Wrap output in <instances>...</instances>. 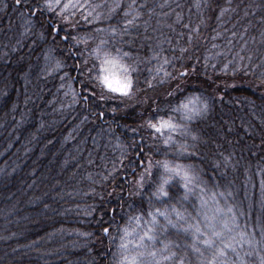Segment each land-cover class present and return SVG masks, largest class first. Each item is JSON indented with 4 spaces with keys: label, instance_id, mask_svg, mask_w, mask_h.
Segmentation results:
<instances>
[{
    "label": "trees",
    "instance_id": "obj_1",
    "mask_svg": "<svg viewBox=\"0 0 264 264\" xmlns=\"http://www.w3.org/2000/svg\"><path fill=\"white\" fill-rule=\"evenodd\" d=\"M154 2L159 0H148ZM169 2L173 13L167 20L158 25L153 18L147 29L142 22L134 24L113 40L94 27L117 25L118 18L93 26L79 12L75 28L64 24L53 37L45 25L42 37L40 21L29 26L23 5L0 0V264H114L113 243L102 228L108 227L112 236L129 217L159 208L153 206L150 180L139 190L131 184L142 170L139 159L147 161L151 151L154 161L162 149L144 122L179 116L178 105L193 97L210 102L205 115L187 123L198 139L190 135L188 152L180 151V162L193 165L205 182L196 197L203 195L212 207L213 193L221 204L227 199L244 213L238 223L249 232L257 217L264 219V0H231L236 11L223 22L217 17L225 0L201 10L192 6L193 0ZM176 12L183 15L180 24L173 23ZM144 19H149L146 10ZM184 24L198 26L191 43ZM85 32L94 39L72 47V37ZM216 32L221 37L214 40ZM100 39L108 40L113 54L116 48L130 54L123 58L135 70L131 95L108 93L101 100L98 81L78 75L76 64L85 61L86 72L95 66L93 78L99 74L88 52ZM227 39H233L231 46ZM70 48L74 58L68 55ZM56 60L63 61V70L45 75L41 69ZM226 62L231 66L224 70ZM63 73L68 80H61ZM71 90L79 97H72ZM225 191L231 195H218ZM193 200L184 206L190 223L203 211L198 197ZM178 203L175 196L168 200L169 207ZM195 222L203 227L200 219ZM255 238H260L259 229ZM248 264H259L255 252Z\"/></svg>",
    "mask_w": 264,
    "mask_h": 264
},
{
    "label": "snow or ice",
    "instance_id": "obj_2",
    "mask_svg": "<svg viewBox=\"0 0 264 264\" xmlns=\"http://www.w3.org/2000/svg\"><path fill=\"white\" fill-rule=\"evenodd\" d=\"M215 0H193V7L198 10L210 8ZM226 7H219L218 20L223 22V17L226 14L235 12L236 9L231 7V0H225ZM16 6L23 5L25 14L30 18L29 26H33L32 22L39 20L41 32L43 37L50 32L53 37L59 36L62 26L64 24L75 28L77 25L74 23L77 9H80V17L87 24L95 26L102 19L118 18L117 25H109L105 27H94L97 33H106L110 35L113 40L119 35L121 38L128 33V30L134 25L143 23V26L147 29L149 26V20L155 18L156 23L159 25L164 20H167L169 15L173 13V6L169 0H159L149 5L148 0H106V2L90 3L89 0H15ZM7 7V5H5ZM178 8L179 5H176ZM248 7H253L249 4ZM167 8L168 12H164L163 9ZM157 9L159 13L157 15ZM101 10H104L103 12ZM145 10L147 11L148 20L144 19ZM247 15V13H245ZM176 19L174 24H180L183 21V15L181 12L175 13ZM203 19V17H201ZM45 25L47 26V32H45ZM123 25V26H121ZM171 28L172 24L166 25ZM185 29H190L187 33V42L191 43L197 38L198 26L192 29L190 24H184ZM27 30V29H26ZM224 31H227L225 29ZM229 35L232 38L237 36L236 32H230ZM243 36V33H240ZM264 36V33H262ZM221 37V33L216 32L213 34V39ZM67 37H62V40H66ZM89 39H94L92 35L85 32L83 35L77 34L72 37V47H75L81 42H86ZM233 39L226 40V46H231ZM247 42H245L246 45ZM108 40L100 39L92 50V55L101 61V71L95 78L92 76V71L95 70L93 66L92 70L88 69V62L85 61L82 65L76 64V70L79 76H87L88 81H98L101 86L100 99L104 100L108 93H118L121 96H129L136 90L137 81L134 77V69L132 64L125 63L121 57H129V53L121 52L120 48L115 49V55L111 51L107 50ZM213 48L218 45L213 44ZM244 45L241 46L243 50ZM184 51V49H181ZM69 57L74 58V53L69 49ZM47 57V53H45ZM250 58V57H249ZM238 59L242 62L244 57L241 55ZM167 62V61H165ZM231 66L230 62L224 64V70H227ZM241 66L244 65L241 63ZM64 63L61 60H56L54 65L41 69L45 75H50L63 70ZM113 69L121 70V74L117 75ZM235 70V69H234ZM187 72L179 75L183 76ZM69 79L68 73H63L61 76L62 81ZM83 83V82H82ZM64 84H61V88ZM70 87V85H69ZM148 87H152L149 83ZM103 89H107L104 92ZM85 92L88 89H84ZM69 93L66 92L67 96ZM93 94H95L93 92ZM169 95H172L169 93ZM72 97H79V93L71 90ZM84 100H88V95H84ZM77 100H73L72 103H76ZM210 108V102L207 98L201 99L200 97L188 98L186 101H182L178 105V109L184 113L182 117L186 121H191L196 117L205 115ZM104 113L100 112L99 116H103ZM148 129L153 130L154 133H160L162 129H170L171 131L179 130L182 135H191L193 141L198 139L196 133L191 132L187 124H172L166 120H160L158 123H154L152 119H147L144 122ZM173 137L168 136L163 139V144L171 147ZM192 147H195L193 144ZM189 150L187 142L180 143L179 151L186 153ZM159 151V149H157ZM142 156V153H138V158ZM137 167L142 168L139 177L136 181V189H142L145 185V177L152 179L155 177L153 171L154 167L162 168L163 171L158 177L155 178V189L150 193L151 197L158 199L166 198L173 199L174 193L172 191L173 186L177 178L180 181L179 188H182V192H178L175 196L177 201L180 199L187 200L189 196L194 195L197 190L203 192L201 184L205 183L200 177L199 173L195 170L193 165L172 164L169 160L156 161L155 165L151 160V151L149 152V158L147 161L139 159ZM264 187V182H262ZM178 191V190H177ZM138 194L136 192H130L129 195ZM216 193H213L211 199L214 207L208 204V200H205L203 195L199 196L201 215L205 221L203 227L199 223H181L185 220L184 212L178 210L175 205L172 206L171 212L175 213L176 220L174 221L170 217V213L165 209H155V213L152 211L148 213L151 217V221H148V227L139 233L138 239L135 241V246L130 250L129 241L127 237L135 229L124 228V235L120 237L121 243L118 245L119 254H113L114 264H193L192 257H195V264H248V257L255 252L259 258V264H264V219L260 217L256 218V223L252 225L253 232H249L245 228H241L238 220L239 216L244 213L238 212L236 206L229 204L227 199L221 204L216 199ZM220 197H228L230 192H219ZM157 214L163 217L165 223L160 224L157 220ZM133 219V217H129ZM137 223H139V216L134 217ZM171 226L173 228L180 229L183 233L190 235L191 240L184 243H177L176 240L161 241V247L154 246V242L157 239V233H163ZM255 229H259L260 238H255ZM110 229L108 227L102 228V234L108 236ZM179 239V237H178ZM145 241L152 243H145ZM247 246V251H245ZM243 252V254H242Z\"/></svg>",
    "mask_w": 264,
    "mask_h": 264
},
{
    "label": "rangeland",
    "instance_id": "obj_3",
    "mask_svg": "<svg viewBox=\"0 0 264 264\" xmlns=\"http://www.w3.org/2000/svg\"><path fill=\"white\" fill-rule=\"evenodd\" d=\"M76 11H77V13L81 12L80 9H77ZM75 19H76V17L74 18V20ZM88 54H89L91 59L97 61L98 72H100L101 71V61L99 59H97L94 55H92V52H88ZM113 55H115V54H113ZM121 58H122V60L125 63L130 64L125 58H123V57H121ZM113 71H115L117 75L121 74V70H119V69H113ZM105 90L107 91V89H105ZM111 94L117 95V96H120V97H127V96H121L118 93H111ZM179 112H180L179 116L172 115L171 118L166 120V121H169L172 124H187L189 121H186V120H184L182 118L184 116V113L182 111H179ZM151 134H152L153 138L161 141L160 145L162 146V149L157 151V154H158L157 157L155 158L154 161H152L154 165H155L156 161H162V160H165V159L169 160L172 164H183V165H185L184 163L180 162V160L182 158V155L180 154L179 148L177 149V146L183 140L188 142L187 140L189 139L190 135H182L179 130L171 131L170 129H162L160 133H154L153 130H151ZM168 136L173 137V140H172V143H171V147L166 146V145L163 144V139L167 138ZM142 171H143V169L140 172H142ZM153 171L155 173V177H153L152 179H149L148 177H145V185L150 180L151 183H152L150 189H152V191H154V189H155V182H154L155 178L160 175V173L163 171V169L159 168V167H154ZM140 172H138L136 174V176L131 181V184H132V186L134 188H136L135 187L136 186V181H137V179L139 177ZM179 184H180V181L177 178V180L175 182V185L172 188L174 196L178 195V192H182L183 191L182 188H179ZM193 196H195V197H193ZM197 197H199V196H197ZM197 197H196L195 194L191 195V196H189V198L187 200L180 199L179 203L177 205H175V207L178 210H180L181 212H184V214H185V220L182 221L181 223H185V222L190 223V220H189L190 216L189 215L187 216V214H189L188 213L189 209L187 211V209H185L184 206H187L185 204H189L190 200H193V199L196 200ZM204 199L206 200L205 197H204ZM168 200L169 199H166V198L158 199V198L154 197L153 206L154 207H159L161 210L162 209L165 210V208L167 207L168 208V212L170 213L171 219H173L175 221L176 220V216H175V213L171 212L172 206L171 207L168 206ZM199 204H200V200H199ZM148 213L149 212H147L145 214V216H139V218H140L139 219V223H137L136 219H134V218L131 219V220L130 219L126 220V222L123 224L121 229H119L117 232L112 234L111 241L113 243V254L114 253L119 254L118 245L121 243L120 237L124 235V232H123L124 228L135 229V231L130 233V235L127 237V239L129 241H132V243L129 244V249L131 250L135 246V241L138 239L139 233L144 231L149 226L148 223H146V222L151 221V217L148 215ZM153 214H156L155 211L153 212ZM195 215H196V218H193L192 224H196L195 219H200L202 221L203 225H204L205 221L203 220L202 215L199 212H197ZM157 220L160 222V224H164L165 223L163 217L159 216L158 214H157ZM178 237H179V239H178ZM166 240H176L177 243H184V242L190 241L191 238H190V236L188 234L183 233L180 229L173 228V227L169 226L166 229L165 232L157 233V239L154 242V246L159 248V247H161V241H166ZM145 243H152V242L145 241Z\"/></svg>",
    "mask_w": 264,
    "mask_h": 264
},
{
    "label": "water",
    "instance_id": "obj_4",
    "mask_svg": "<svg viewBox=\"0 0 264 264\" xmlns=\"http://www.w3.org/2000/svg\"><path fill=\"white\" fill-rule=\"evenodd\" d=\"M62 41H65V40H62ZM133 173V172H132Z\"/></svg>",
    "mask_w": 264,
    "mask_h": 264
}]
</instances>
